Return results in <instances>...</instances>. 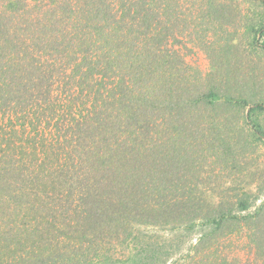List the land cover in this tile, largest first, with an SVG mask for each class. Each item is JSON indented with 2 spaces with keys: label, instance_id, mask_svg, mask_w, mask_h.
Returning <instances> with one entry per match:
<instances>
[{
  "label": "trees",
  "instance_id": "trees-1",
  "mask_svg": "<svg viewBox=\"0 0 264 264\" xmlns=\"http://www.w3.org/2000/svg\"><path fill=\"white\" fill-rule=\"evenodd\" d=\"M195 6L0 0V264H264L252 194L234 213L174 183L219 96L168 40L206 24Z\"/></svg>",
  "mask_w": 264,
  "mask_h": 264
},
{
  "label": "rangeland",
  "instance_id": "rangeland-1",
  "mask_svg": "<svg viewBox=\"0 0 264 264\" xmlns=\"http://www.w3.org/2000/svg\"><path fill=\"white\" fill-rule=\"evenodd\" d=\"M175 1L185 7L196 5L208 16L204 26L192 31L178 26V35L168 36V40L192 64L191 73L198 78L199 92L207 94L214 89L219 96L203 113L210 121L206 136L197 137L195 142L199 143L197 150L204 148L208 155L200 152L191 156L188 145L182 143L184 146L177 148V159L172 162L182 176L180 180L174 177V183L199 189L208 203L218 202L221 192L227 190L222 200L225 205H232L234 213L240 212L235 203L237 196L248 192L254 198L252 208L263 205L264 225V110L249 111L255 104H264V2ZM168 166L164 165L166 175L170 173ZM150 230L172 236L155 227ZM198 230L184 238L174 258L193 245Z\"/></svg>",
  "mask_w": 264,
  "mask_h": 264
}]
</instances>
